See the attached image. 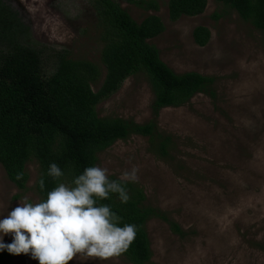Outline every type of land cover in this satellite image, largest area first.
I'll list each match as a JSON object with an SVG mask.
<instances>
[{
  "label": "rangeland",
  "instance_id": "rangeland-1",
  "mask_svg": "<svg viewBox=\"0 0 264 264\" xmlns=\"http://www.w3.org/2000/svg\"><path fill=\"white\" fill-rule=\"evenodd\" d=\"M29 28L41 48L46 70L56 51L87 59L101 67L102 40L88 0H4ZM137 22L158 16L165 30L149 40L177 73L196 71L217 78L215 97L197 94L188 104L163 108L156 116L145 75L128 77L120 89L97 106L100 116H118L144 123L154 119L173 137L167 159L149 149L148 138L133 135L99 154V167L119 177L135 170L134 182L146 203L164 211L184 235L151 219L146 230L153 264H264V43L261 32L235 11L207 0L203 13L169 19L168 0H155L157 11L115 0ZM210 31L203 47L196 45V26ZM2 47H0V51ZM37 165H27V190H18L0 165V214L18 199L38 201L33 190ZM12 241L11 234L4 243ZM11 264H39L20 254ZM68 264H130L122 257L106 260L83 255Z\"/></svg>",
  "mask_w": 264,
  "mask_h": 264
},
{
  "label": "trees",
  "instance_id": "trees-1",
  "mask_svg": "<svg viewBox=\"0 0 264 264\" xmlns=\"http://www.w3.org/2000/svg\"><path fill=\"white\" fill-rule=\"evenodd\" d=\"M144 10L157 11L155 0H126ZM235 11L263 36L264 0H214ZM95 14L102 49L100 65L87 59H73L66 50L56 51L51 69L46 70L41 48L31 40L29 28L4 0H0V165L7 179L21 192L27 190V165H37L33 190L42 199L58 181L47 176L55 162L64 172L60 182L70 183L86 167L97 166L99 154L116 141L133 135L148 138L149 149L167 159L174 145L170 134L161 132L154 119L144 123L118 116H100L97 106L115 94L130 76L145 75L153 95L154 116L163 108H178L197 94L215 97L217 78L196 71L177 73L160 57L158 47L149 40L164 30L162 20L149 15L135 21L115 0H88ZM207 0H168L169 19L197 16ZM196 45L203 47L210 31L196 26L192 31ZM110 179H117L110 176ZM43 179L45 190L39 188ZM129 201L122 204L116 194L100 201L111 206L122 223L136 226V237L118 257L130 264H153L146 224L151 219L167 223L170 230L184 235L181 226L161 209L146 203L138 183L127 182ZM8 243H11L8 242ZM17 255L0 252V264H11Z\"/></svg>",
  "mask_w": 264,
  "mask_h": 264
},
{
  "label": "clouds",
  "instance_id": "clouds-1",
  "mask_svg": "<svg viewBox=\"0 0 264 264\" xmlns=\"http://www.w3.org/2000/svg\"><path fill=\"white\" fill-rule=\"evenodd\" d=\"M64 172L55 163L47 176L58 181L42 199H18V204L0 214V252L29 254L39 264H68L83 255L106 260L125 252L136 237V226L122 223L111 206L101 203L116 194L122 204L129 201L125 188L136 179L135 170L110 179L108 170L86 167L70 183L60 182ZM39 188L45 190L43 179ZM11 234V243L4 236Z\"/></svg>",
  "mask_w": 264,
  "mask_h": 264
}]
</instances>
